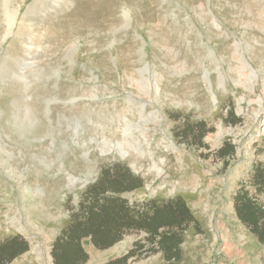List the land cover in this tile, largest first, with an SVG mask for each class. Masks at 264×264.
Returning <instances> with one entry per match:
<instances>
[{"label":"rangeland","instance_id":"obj_1","mask_svg":"<svg viewBox=\"0 0 264 264\" xmlns=\"http://www.w3.org/2000/svg\"><path fill=\"white\" fill-rule=\"evenodd\" d=\"M188 121L212 128L202 143L184 138ZM114 162L144 180L130 203L180 195L201 228L179 259L143 249L127 264H264L234 207L264 166V0H0V242L29 244L8 264H56V239ZM137 241L150 246L136 230L106 249L86 239L84 264Z\"/></svg>","mask_w":264,"mask_h":264},{"label":"trees","instance_id":"obj_2","mask_svg":"<svg viewBox=\"0 0 264 264\" xmlns=\"http://www.w3.org/2000/svg\"><path fill=\"white\" fill-rule=\"evenodd\" d=\"M229 121L235 124L239 118L231 114ZM211 130L203 121H188L183 133L186 140L192 138L195 143H202ZM233 153L234 147L226 143L218 155L224 158ZM253 181L258 194H251L248 188L242 186L234 196V207L240 221L264 246V197L258 196L264 194L263 164L255 166ZM143 185L144 180L127 164L114 162L102 167L54 243L52 253L55 263L84 264L88 258L83 247L84 240L88 239L96 249H106L133 230L146 232L150 246L146 248L145 244L137 241L125 255L106 264H127L143 249L146 254L161 252L167 260L179 259L185 232L190 227L200 231L199 221L180 195L168 199L154 198L143 203H130L122 196ZM28 247V241L19 235L0 242V264H8Z\"/></svg>","mask_w":264,"mask_h":264},{"label":"bare ground","instance_id":"obj_3","mask_svg":"<svg viewBox=\"0 0 264 264\" xmlns=\"http://www.w3.org/2000/svg\"><path fill=\"white\" fill-rule=\"evenodd\" d=\"M5 10H7V9H5ZM16 13H17V10H15L14 11V13H12L11 14V16H9L8 18H7V24H8V32H10L11 31V28H12V25L14 24V22H15V16H16ZM27 52H29V50H27ZM30 53V52H29Z\"/></svg>","mask_w":264,"mask_h":264}]
</instances>
